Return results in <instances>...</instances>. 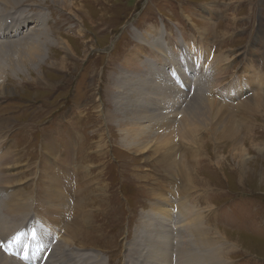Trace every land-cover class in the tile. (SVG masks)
I'll return each mask as SVG.
<instances>
[{
	"label": "rangeland",
	"instance_id": "1",
	"mask_svg": "<svg viewBox=\"0 0 264 264\" xmlns=\"http://www.w3.org/2000/svg\"><path fill=\"white\" fill-rule=\"evenodd\" d=\"M17 3L0 16V30L17 15L29 16L26 28L43 22V29L38 35L24 29L11 42L0 37V218L12 226L4 234L13 231L0 236L1 255L15 264H143L148 249L138 239L148 235L149 217L174 246L167 264H264V104L252 120L251 140L236 107L256 95L264 98V0H66L69 11L50 0ZM33 47H40L34 53L40 56L28 62ZM134 56L136 62L129 60ZM185 64L190 73L181 78ZM128 66L143 74L133 77ZM197 67L203 96L228 106L230 116L220 124L200 120L193 138H175L172 124L178 126L181 116L166 118L174 109L164 97L169 95L149 79L160 73L167 81L178 79L181 92L192 87L185 100L197 93V77L186 87ZM238 79L244 90L227 88ZM129 98L137 105L148 99L146 110L156 117L131 122L123 114ZM231 113L243 152L235 149L237 135L231 144L220 136ZM139 127L147 132L139 135L147 149L161 143L165 152L127 150L121 131L133 136ZM183 171L197 179L196 187L184 184ZM54 178L65 203L55 194L49 198ZM16 191L21 207L8 214ZM157 194L171 204L167 218L151 214ZM51 202L59 206L50 213ZM190 220L203 235L211 231L210 242L198 232L188 236ZM66 230L73 244L61 259L52 249ZM35 231L46 244L33 245ZM69 254L75 259H66Z\"/></svg>",
	"mask_w": 264,
	"mask_h": 264
},
{
	"label": "bare ground",
	"instance_id": "2",
	"mask_svg": "<svg viewBox=\"0 0 264 264\" xmlns=\"http://www.w3.org/2000/svg\"><path fill=\"white\" fill-rule=\"evenodd\" d=\"M22 2L23 0H0V16L4 17L6 15V12H9V11H13V10H16L15 8H17L18 6L17 5H20L19 3L17 2ZM42 1V0H41ZM51 3L53 4H56V5H60L62 6L66 11L70 10L69 7L66 5L68 3H65L66 0H50ZM13 3V4H11ZM38 4V3H37ZM39 5V4H38ZM25 13H28L27 11H25ZM21 14H24L21 12ZM29 16H20V15H17V19L16 17H8V19H11L12 21V24H9V26L7 28H4L2 30H0V37H2V39L4 41H9L10 39H12L11 41H14V40H17L19 39L21 36H20V33H22L21 31H27V30H30L31 29H34L35 31L31 32V33H38L41 29H43L41 27L42 23H39V22H32L31 26H29L28 28L25 27V23L27 20H29L30 18H28ZM1 19V18H0ZM4 23V22H3ZM20 31V32H18ZM203 33L205 32L206 34V31H202ZM16 33L17 36H16ZM152 33V32H151ZM202 33V34H203ZM230 33V32H229ZM229 33H226L224 35H227ZM148 34V32H147ZM38 35V34H37ZM149 35V34H148ZM148 39V36L146 37ZM166 39V38H165ZM149 40V39H148ZM9 41V42H11ZM46 41V40H45ZM150 41V40H149ZM152 41V40H151ZM147 42V41H146ZM182 44V43H181ZM66 45V44H65ZM68 47V45H67ZM70 48V47H69ZM40 50V47H33L32 48V51H31V54H30V57L28 59V62H35L37 58H39V56L37 57L34 53L36 51H39ZM140 50V49H139ZM200 50V54L202 55V58H207L208 54L206 53L207 51L204 49H199ZM172 51V50H171ZM138 52H135V54H137ZM158 53L159 55H161L162 57H166L165 53L164 52H156ZM188 53V52H187ZM199 55V54H198ZM138 58H139V61L141 59H144V56H142L141 54L138 55ZM214 58V57H212ZM201 59V57H200ZM211 59V58H210ZM129 60H132L133 62H136V58L135 56L134 57H130ZM167 60V59H166ZM198 60V59H197ZM22 60H19L18 62L22 63L21 62ZM62 61H64V58H62ZM168 61V60H167ZM204 61V60H203ZM169 62V61H168ZM207 62V61H206ZM63 64V63H62ZM164 65H167L164 64ZM183 65V64H182ZM122 66H126L125 65V62L124 64H122ZM215 66H217V63L215 61ZM127 67V66H126ZM163 67V66H162ZM165 67V66H164ZM186 68V64L184 66ZM78 68V67H77ZM217 68V67H216ZM215 68V70H216ZM129 69V70H127ZM125 69L126 73L128 74H131L133 77H138V76H141L143 74V70L141 69H137L135 70L134 66H132L131 68L128 66V68ZM178 70V69H177ZM195 70V73H197L196 75H194L193 79L191 80H188L187 78V82H186V87L187 86H191L193 83H194V80L197 81L196 77L198 78V81L195 82V88L197 91V93H195L194 95H192V97H188V93H190V91L193 90V88L191 87V90L188 91H185V92H181L179 89L178 86H176V81L178 80H175L174 82H172L171 80H165L164 78H161V74L158 73V78L154 79L152 78V76H150V82L151 84L150 85H153L154 87H156L157 89H159L162 93H165V94H168L169 96H164L165 98H170L169 102L172 103V107H174V109H172L171 111L173 112V110H175V108H177L180 104L182 108V111H178V110H175V112L171 113V111L168 112L166 118L168 119L170 117V115H174L173 116L174 118H176L178 115H180V119H182L178 126H174V124H172V128H173V131H172V135L178 138L180 137H184V138H193L194 136V132H195V127L198 123V121H203V122H208V121H214L216 119V121H219V124L223 121L224 122V119H229V113H228V110L226 109L227 107L221 103H218L216 100H212V99H208L207 97H204L203 96V87L201 85H203V82H202V79H201V74L203 72H199L198 70V67L197 68H194ZM222 70V69H221ZM184 71V70H183ZM205 71V70H204ZM146 73L148 72L147 70L145 71ZM190 71L186 68V70L184 71V73H180L179 76L182 78L183 75H187L189 74ZM205 73V72H204ZM148 74V73H147ZM214 74V73H212ZM163 75V74H162ZM200 78V79H199ZM252 78V77H251ZM217 79V78H216ZM258 79V78H257ZM215 80V78H214ZM256 81V80H255ZM1 82V81H0ZM171 82V83H170ZM214 83V82H213ZM228 83V82H227ZM237 83V84H236ZM263 81H258V85L262 84ZM114 85V89L117 90L118 88V84H112ZM174 85V86H173ZM221 84L219 83L218 86H220ZM256 85V86H258ZM263 85V84H262ZM261 85V86H262ZM233 87V86H237V88L239 89V87L242 86V83L239 81H235L232 83V85H227V88L229 87ZM260 86V88H261ZM231 87V88H232ZM234 88V87H233ZM168 89H173L174 93L177 94V96H174L175 94H172L168 91ZM114 90V91H115ZM177 90H179L180 92H178ZM239 90H244V88H241ZM229 92L231 90H228ZM148 93H150L149 91H147ZM261 93V92H260ZM135 92H132V95H134ZM151 94V93H150ZM187 95V98L184 100V96ZM206 94V93H205ZM204 94V95H205ZM145 95V93H144ZM147 95V94H146ZM191 95V94H190ZM263 96V95H262ZM149 97V96H148ZM110 102V101H109ZM149 100L147 99V101H143L142 102V105H137L133 99L129 98L128 99V107L123 111V114H125L127 112V114L131 117L129 118V120L132 122V121H139L140 118H143L145 119L146 121H149L152 117H156L155 114H153L152 112H150L151 110H146V108L149 107ZM152 104V103H150ZM262 104H264V98L263 97H260V96H253V98L251 99H246L245 101H242L240 102L239 104L236 105V107H238V122H239V125H241V127L244 128V131L247 132V135L248 136V140H251L252 139V135H251V125L253 124V119H254V115L257 114V111L259 110V108L262 106ZM264 107V106H263ZM99 108V107H98ZM154 108V107H153ZM169 109V108H167ZM109 111V110H108ZM135 114H134V113ZM158 112V111H156ZM182 112V113H180ZM109 113V112H108ZM160 113V112H159ZM264 113V112H263ZM125 114V115H127ZM261 115V113H259ZM128 115L126 117H128ZM234 115L233 113H231V122L230 123H225L223 126H222V132L220 134V136L222 137V140H225L227 141L226 143H230L231 144V140H234L235 139V136L237 135V138L235 139V143H236V150L238 151H242L244 150L243 147L241 148L239 145V140H238V134H237V131L235 129V126H234ZM259 115V116H260ZM109 116H110V120H111V115L109 113ZM108 116V117H109ZM258 116V115H257ZM119 117V116H117ZM159 118V117H158ZM162 118V117H161ZM160 118V120H161ZM109 119V118H108ZM127 119V118H126ZM122 120L120 119L119 121L123 122V123H127V120ZM178 119V118H177ZM195 120H197V122H195ZM109 121V120H108ZM215 122V121H214ZM171 122H169L170 124ZM183 123V124H182ZM196 123V125H195ZM168 124V125H169ZM182 124V125H181ZM208 124V123H207ZM228 124H231L232 126L228 125ZM206 125V124H205ZM218 125V124H216ZM215 125V127H216ZM184 128V131L183 133H180V130H182V128ZM207 127V126H206ZM138 131H133V136H131V133H128L126 131H121V133L123 134L124 136V142H125V148H127V150L129 149L131 152H134V151H144L143 149H147L148 147H146L145 145H143V139L140 138L139 135H142V134H145L147 132L144 131L145 128H142V127H139L137 128ZM234 130V131H233ZM219 131V130H218ZM253 132V131H252ZM193 134V135H192ZM246 136L244 137V140L246 141ZM1 137V136H0ZM104 137V136H103ZM254 138L257 137V136H253ZM2 138V137H1ZM240 139V138H239ZM183 140V139H182ZM187 140V139H186ZM193 140V139H192ZM1 141V140H0ZM158 141V139H157ZM244 141V142H245ZM187 142V141H186ZM140 143L141 146L138 144ZM193 143V142H192ZM197 143V142H196ZM195 143V144H196ZM78 144V143H77ZM159 146L158 148H156L155 150V146ZM154 146H151L149 149L147 150H150L151 148H153L154 152L158 151V150H162L165 152L166 150V147L165 145L161 144V143H156ZM198 144V143H197ZM138 146V147H136ZM232 146V145H231ZM50 147V146H48ZM140 149V150H139ZM232 149V148H231ZM234 150V149H233ZM50 151H53V150H50ZM145 152V151H144ZM164 152L162 153V155H164ZM172 152V151H171ZM243 152V151H242ZM51 153V152H50ZM239 153V152H238ZM237 153V154H238ZM7 154V153H5ZM46 154V153H45ZM47 155H49L47 153ZM236 156V155H235ZM233 158V157H232ZM219 167V166H218ZM2 171V170H1ZM0 171V173H1ZM184 173V179H186L185 183L184 184H187L188 187H190L191 185L195 186V178L194 176L193 177H190L189 175H186V173L183 171ZM181 174V173H180ZM191 174V173H190ZM194 175V174H193ZM2 175H0L1 177ZM52 176V175H51ZM182 177V176H181ZM58 178H60L58 176ZM51 180V178H50ZM56 181H58L56 178H54V180L52 179V181L50 182L51 183V192L52 194L50 193L49 194V198L53 199L52 198V195L55 196L57 195V200H59V203L60 202H64V198L66 197L65 195H63V193H61L60 191V188L58 187V185L60 186V184H56ZM59 182V181H58ZM62 182V185H64V187L66 188L64 182L61 180ZM183 184V187L180 189L181 192L183 194H185V190L186 188H184V185ZM11 185V184H9ZM0 186H3V184H0ZM187 187V188H188ZM210 188V187H209ZM189 189V188H188ZM194 189V188H193ZM198 189V188H197ZM79 190V189H78ZM70 191V190H69ZM17 192V191H16ZM179 192V191H178ZM65 193V192H64ZM55 194V195H54ZM68 194V192H67ZM16 195H19L20 196V193L17 192V193H13L10 194V196L12 197V199L10 198V203H9V209H8V214H11L14 209L16 207H18V209H20L21 207V204L20 203H16L19 199H18V196ZM156 197H161V199L157 202V205L155 204H151V207H152V211H151V214L157 216L158 218V215L159 216H162L163 218H167L169 215V209L171 207V204L168 200V197H164L162 194H157L155 195ZM190 194H188L186 197H189ZM172 197V196H171ZM184 198L185 200H182L180 202V205L184 204L185 201H187V198ZM56 198V197H55ZM50 199V201H51ZM166 199V200H165ZM176 199V198H174ZM56 200V201H57ZM177 200V199H176ZM181 200V199H180ZM166 201V202H164ZM192 202V201H191ZM65 203V202H64ZM57 204V203H56ZM56 204L54 202H51L50 204V207L47 208V210H50V213L56 209ZM58 205V204H57ZM59 206V205H58ZM187 206V205H186ZM67 207V206H66ZM182 207V206H181ZM175 209V208H173ZM60 210L62 211V208H60ZM197 210V209H196ZM59 211V212H61ZM70 211V210H69ZM165 211L167 212V214L165 213ZM40 214V213H39ZM42 214V213H41ZM44 215V214H43ZM60 216L58 215V223L56 224H59L60 223V220H59ZM154 218V217H153ZM201 218V217H200ZM200 218H199V221H200ZM149 219V220H148ZM147 221L148 224L146 226H144V230H146L147 234L148 235H145L143 237V239H138V242L141 243V246L142 248L141 249H144V248H147L148 249V255L147 257L144 259V261H141L143 264H148V262H153L152 264H167L165 263V257H167L168 259L170 258V254H171V251L173 249L171 243H169L166 239V236H163L161 235V233L158 231L159 229L156 227V224H155V219H150L148 217ZM194 219V218H193ZM198 219V218H197ZM85 220V218H84ZM83 220V221H84ZM160 221H163L162 219H159ZM192 221L193 220H190L187 222V224H185L186 226V229L185 231H187L186 233L188 234V236H190L191 234L195 233V232H198V235L203 238V241L208 243L211 241L210 237H209V232H211L210 230H207L205 231L204 235L201 231V229L196 225H192ZM85 222V221H84ZM195 222V220H194ZM196 223V222H195ZM11 224H9L8 226H5L4 225V221L0 218V236L2 238H6L7 236L11 235L12 234V230L10 232V234H4V231L3 229L4 228H7L9 227ZM194 226V229L192 228V226ZM55 226V225H54ZM70 226V225H68ZM12 228V226H10ZM160 227V226H159ZM167 227V226H166ZM36 230H43V231H46V227H36ZM169 230V229H168ZM170 231V230H169ZM27 232H29L27 230ZM26 232V233H27ZM216 232V231H215ZM170 233V232H169ZM40 232L38 231H35L34 235H35V243L33 245H40V244H46L45 242V239H47L46 236H44L42 234V237L39 236ZM171 234V233H170ZM50 238H54L55 236L53 234H49ZM197 235V234H196ZM143 236V235H142ZM40 237V238H39ZM59 237H62V235H60ZM168 237V236H167ZM186 237V236H185ZM170 238V237H169ZM29 239V238H28ZM140 240V241H139ZM143 240L146 241V246H143L142 243H143ZM50 241L51 239H49V242H47L48 244H50ZM148 242V243H147ZM173 243V242H172ZM195 243V242H194ZM73 244V242L71 241V238L69 237V233L65 232V234L63 235L62 237V243H58L56 247H54L52 249V252H54L56 250V254L61 257H63L65 259V255H64V249L65 248H68L69 246H71ZM187 244V243H185ZM190 245V244H189ZM8 246H12L11 245V242H8ZM17 246V245H16ZM140 246V245H139ZM183 246V245H182ZM224 247V246H223ZM59 248H61L59 250ZM9 249V248H8ZM190 251H192L190 249V247L188 248ZM187 249V251H188ZM10 250V249H9ZM46 250V249H45ZM200 250V249H199ZM220 250V249H219ZM184 251V250H183ZM187 251H184V252H187ZM221 251V250H220ZM141 252V251H140ZM176 252H179L178 250H176ZM189 252V251H188ZM187 252V253H188ZM220 253V252H219ZM53 254V253H52ZM98 254V253H97ZM142 254V253H141ZM140 254V255H141ZM180 254V252H179ZM193 254V253H192ZM218 254V253H217ZM51 255V254H50ZM191 255V254H190ZM75 255H72V254H69L66 259H68L69 261H72L73 258H74ZM79 257V255H77ZM98 256V255H97ZM175 256V255H174ZM182 256V255H181ZM189 256V255H188ZM193 256V255H192ZM92 257V256H91ZM142 257V256H141ZM213 258V257H212ZM219 258V257H218ZM53 259H58L56 257H54ZM62 259V258H61ZM75 259V258H74ZM190 259V257L188 258ZM99 260V259H98ZM204 260V259H203ZM157 261V263H156ZM182 262V261H181ZM197 262V261H196ZM189 263V262H188ZM218 263V261L216 262ZM0 264H15V259L14 260H11L9 259L7 256H2L1 253H0ZM57 264H62L60 262H57ZM94 264V263H93ZM97 264V263H96ZM99 264V263H98ZM150 264V263H149Z\"/></svg>",
	"mask_w": 264,
	"mask_h": 264
}]
</instances>
